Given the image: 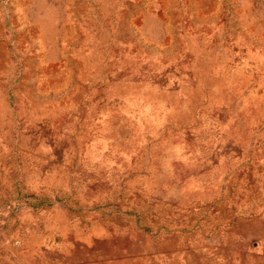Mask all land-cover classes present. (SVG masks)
<instances>
[{"label": "rangeland", "instance_id": "obj_1", "mask_svg": "<svg viewBox=\"0 0 264 264\" xmlns=\"http://www.w3.org/2000/svg\"><path fill=\"white\" fill-rule=\"evenodd\" d=\"M0 264H264V0H0Z\"/></svg>", "mask_w": 264, "mask_h": 264}]
</instances>
